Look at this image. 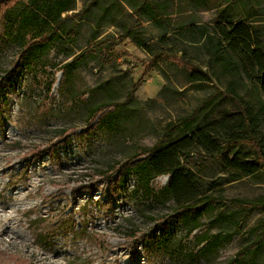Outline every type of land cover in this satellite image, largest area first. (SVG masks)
I'll return each mask as SVG.
<instances>
[{
  "label": "rangeland",
  "instance_id": "rangeland-1",
  "mask_svg": "<svg viewBox=\"0 0 264 264\" xmlns=\"http://www.w3.org/2000/svg\"><path fill=\"white\" fill-rule=\"evenodd\" d=\"M150 1L171 14L162 18L163 28L138 18L133 4L124 0H75L69 14L88 9L90 15L76 25L73 54L96 39L109 40L121 57L105 67L88 59L73 70L64 93L59 90L61 73L49 95L28 73L19 74L6 100H0V264H227L263 234L264 167L256 177L225 183L231 173L226 159L252 158L247 147L207 165L196 180L198 192L214 200L200 217L201 232L232 235L230 242L209 249L217 251L201 253L183 225L166 246L146 245L145 238L161 235L158 222L172 212L173 202L144 198L133 174L123 184L118 171L106 178L108 170L123 164L136 149H151L166 128L191 117L217 90L225 93L231 79L201 43L192 45L178 36L180 28L190 25L214 28L221 18L216 7H225L228 0H208L201 6L190 0ZM244 1L254 8L253 21L264 33V0ZM4 8L0 5V14ZM164 33L168 47L157 43ZM131 36H138L153 54L138 48ZM15 57V48L0 46V75L13 68ZM67 61L61 50L49 57L52 66ZM184 64L203 70L211 82L190 84ZM239 88L246 101L260 98L247 81ZM126 102L129 118L117 138L97 128V120L89 123V107ZM202 110L199 124L237 111L221 98ZM167 182L168 177L161 176L154 186ZM233 201L259 205L249 209ZM220 215L223 219L216 220ZM257 264H264V242Z\"/></svg>",
  "mask_w": 264,
  "mask_h": 264
},
{
  "label": "trees",
  "instance_id": "trees-1",
  "mask_svg": "<svg viewBox=\"0 0 264 264\" xmlns=\"http://www.w3.org/2000/svg\"><path fill=\"white\" fill-rule=\"evenodd\" d=\"M124 1L133 4V11L138 18H144L161 28L164 26L162 18L169 19L171 15L164 5L154 1ZM190 1L198 6L208 2ZM8 3L10 5L6 6ZM74 4L75 0H0V5L5 6L0 14V46L6 44L16 50L13 68L0 75V100H6L8 89L15 86L19 74L28 73L36 84L45 87L49 95L56 83V75L61 73L59 90L64 93L73 70L88 59H94L105 67L113 65L121 57L122 54L117 53L109 40L96 39L79 54H73L71 46L78 37L76 25L90 15L88 9L69 14L75 10ZM216 9L221 18L214 23V28L190 25L180 28L178 36L192 45H203L213 63L231 78L226 92L217 90L191 117L181 119L166 128L163 138L151 149H136L123 164L114 166L107 173L106 178L110 180L112 174L118 171L119 184H123L133 174L138 183L137 191L144 198L162 204L173 202L172 212L158 222L161 235L153 239L145 238L146 245L153 244L158 248L166 246L176 227L183 225L187 229V236L195 239L202 247L199 250L201 253L217 251L209 249H218L221 243L230 242L232 235L222 232L209 235L206 231L201 232L200 228L204 224H201L200 217L211 209L214 200L211 196L198 192V176L207 165L227 156L232 150L243 147L249 149L252 158L238 159L234 156L226 159V166L231 171L226 184L256 177L264 167L262 26L255 24L254 8L244 0H228L225 7L218 6ZM130 38L148 55L153 54V49L138 36ZM157 43L168 47L170 39L167 33ZM55 50H61L69 61L52 66L49 57ZM151 61L155 65V61ZM183 67L190 84L200 86L211 82L209 75L198 67L189 64H184ZM244 81L251 83L260 95L255 103L244 100L239 92V86ZM138 87L139 83L135 84L133 91ZM218 98L233 104L237 111L211 123L199 124L202 109L210 107ZM71 100L70 97L68 101ZM129 113L127 102L100 104L88 108V121L92 124L97 120L95 126L112 139L121 134ZM221 140L224 141V146L220 143ZM194 148H199L201 152L190 153ZM161 176H167L168 182L157 188L154 182ZM232 204L253 209L259 202L233 201ZM223 217L217 216L216 220H222ZM59 226L58 224L52 231L59 229ZM263 242L264 232L257 240L241 249L227 264H257V255Z\"/></svg>",
  "mask_w": 264,
  "mask_h": 264
}]
</instances>
